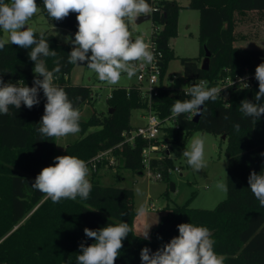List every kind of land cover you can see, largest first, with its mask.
I'll list each match as a JSON object with an SVG mask.
<instances>
[{
  "label": "trees",
  "instance_id": "trees-1",
  "mask_svg": "<svg viewBox=\"0 0 264 264\" xmlns=\"http://www.w3.org/2000/svg\"><path fill=\"white\" fill-rule=\"evenodd\" d=\"M147 2L153 9L151 19L155 26L151 38L161 51V78L175 58L180 60L186 78L205 79L210 85L226 75L242 74L246 69L255 73L256 67L264 63V47L240 48L234 44L244 36L238 32V24L249 19L252 13H264V0H189L187 6L197 9L200 17V53L196 57L177 56L170 45V38L178 32L180 3L177 0ZM37 5L50 21L77 32V13L56 21L48 16L43 0H37ZM35 33L39 39L41 33ZM42 34L50 49L56 50L62 58L63 67L54 83L66 91L73 106L81 111L92 101V88L69 80L74 67L67 62L71 45L60 42L54 34ZM1 36L0 29V39ZM204 47L211 52L208 70L201 67ZM29 51L10 43L0 50V78L5 83L33 86L34 62L28 57ZM47 66L49 70L54 67L53 58L47 59ZM249 80L248 88L232 85L215 101H206L197 122L181 114L175 118V125L165 127L171 141L182 145L196 130L225 135L222 139L227 142L228 191L227 197L213 209L190 207V199L167 207L159 223L152 227L149 240L137 237L131 225L136 215L133 189L104 184L99 173H89L93 189L88 200L77 197L75 201L66 199L53 203L31 187L44 167L54 165L56 138L41 140L37 132L46 103L42 90L38 94L40 103L33 108L22 104L19 110L10 109L9 115H0V264H77L79 245L95 242L85 236L86 227L97 230L120 222H127L132 231L123 241L115 264H141V249L148 247L155 252L169 243L179 235L177 225L181 223L207 227L215 240L214 250L226 257L224 264H264V207L248 184L252 171L260 173L264 169V156L260 155L264 153V116L253 123L239 111L240 102L254 101L259 90L255 75ZM190 98L179 89L161 87L152 103L163 117L171 113L176 100ZM107 101L113 111L95 112L80 121L81 136L66 146L63 155L88 162L101 150L118 144L123 139L122 132L132 128L133 110L148 106L136 85L113 88ZM236 124L240 125L239 131L234 127ZM93 126L98 129L86 133ZM146 144L138 140L134 146L125 145L121 153L117 150L118 168L141 173V149ZM174 165V159L166 157L160 168ZM170 175L165 170L163 179L168 180Z\"/></svg>",
  "mask_w": 264,
  "mask_h": 264
},
{
  "label": "clouds",
  "instance_id": "clouds-1",
  "mask_svg": "<svg viewBox=\"0 0 264 264\" xmlns=\"http://www.w3.org/2000/svg\"><path fill=\"white\" fill-rule=\"evenodd\" d=\"M43 5L48 16L56 21L64 20L72 12L77 13L78 30L74 39L70 36L64 38L66 43L72 45L67 62L76 66H83L86 62V67L97 75L99 81L116 85L123 74L130 80L136 75L138 66L153 63L154 53L143 36L137 35L133 39L137 18L149 16L153 11L147 0H43ZM39 11L37 0H0V29L8 34L7 39H0V50L9 43L30 49L28 57L34 62L31 87L20 82L5 83L0 78V115H9L10 109L19 110L22 104L28 109L33 108L40 103L38 94L42 90L46 103L37 132L41 140H46L78 133L81 113L73 106L66 91L54 83L63 67L62 58L56 50L50 49L42 33L37 39L34 29L28 26ZM48 58H53L54 67L51 70L47 66ZM255 79L259 90L254 101L244 99L239 104V111L253 123L264 116V102H261L264 99V63L256 67ZM207 83L200 79L199 83L188 87L186 94L191 98L176 100L171 108L172 117L185 113L189 114V118L202 116L205 102L215 101L223 90L208 88ZM240 84L243 88L249 87L246 77L240 78ZM234 127L236 131L240 130L239 124ZM260 155L264 156V153ZM182 156L194 171L206 168L205 137L199 132L195 133ZM88 177L86 161L76 156L62 155L54 158V165L41 170L31 187L53 203L66 199L75 201L77 197L88 200L93 189ZM248 184L260 206L264 207V169L260 173L252 171ZM216 187L225 193L228 191L223 180L218 181ZM136 191L140 193L139 188ZM148 214L149 209L145 204L136 210L137 217L142 220L137 237L144 240L150 239L152 226L159 223L158 218L156 223H148L145 219ZM177 228L179 235L155 252L148 247L142 248L141 264H224L226 257L214 250L215 240L207 227L181 223ZM131 231L127 222L108 224L97 230L86 227L85 236L95 242L87 246L83 242L79 245L77 264H115L123 241Z\"/></svg>",
  "mask_w": 264,
  "mask_h": 264
},
{
  "label": "rangeland",
  "instance_id": "rangeland-1",
  "mask_svg": "<svg viewBox=\"0 0 264 264\" xmlns=\"http://www.w3.org/2000/svg\"><path fill=\"white\" fill-rule=\"evenodd\" d=\"M177 1L181 5L178 32L177 35L170 38V45L177 56L196 57L200 53L199 11L186 6L187 0ZM6 2H8V0H6ZM254 16L256 17L253 21H257L259 17L260 22H254L252 25L247 24V27L245 26L246 24L242 25V22L240 23L242 26H245L243 29L251 35V38L245 41H235L234 44L237 47H264V13L255 14L253 17ZM28 26L32 27L35 32L54 34L62 43H66L65 37L70 36L74 39L76 33L71 30L67 31L69 29L66 27L50 21L41 10L29 21ZM154 27L152 19H146L137 23L136 28L133 30V39H135L137 35H142L145 42L151 44V33ZM1 34L2 39H7V33L2 30ZM89 55H91V53H89ZM202 59L203 57L201 61ZM170 76H175L169 85L173 89H183L190 85L183 73V67L178 58L172 59L169 62L165 78ZM69 80L71 83L88 85L92 88V101L83 106L80 111V121L87 120L95 112L107 113L109 110L107 97L113 88L138 84L136 71V75L130 80L127 78L126 74H123L118 84L108 85L105 82L99 81L97 75L86 67V62L83 66L74 65L69 75ZM142 115V109L133 110L131 124L133 126L142 124L145 121ZM96 129L98 128L95 126L90 127L86 133ZM197 132L205 137V158L207 160V167L199 172L194 171L187 164L186 158L182 156L183 150L187 147L192 136ZM80 136L81 131L74 135L56 138L52 162H54L55 157L62 156L66 146L74 142ZM170 145L171 156L174 159L175 165L180 168V171L173 172L168 180H154L146 174L134 173L127 168H117L116 172L112 169L106 171L114 176L110 174L103 175L102 171L98 172L101 174L100 181L104 184H118L122 187L133 189L136 210L141 204H145L149 209V214L145 218L148 223H156L157 218L159 221L167 207L184 204L189 199L190 207L213 209L221 200L227 197V193L216 187V183L221 180L227 184L228 157L225 153L227 142L225 139H222L221 135L196 130L188 137L185 145L176 142H172ZM171 184L174 185V188H171ZM137 188L140 189L139 194L136 191ZM141 223L142 220L135 215L131 225L137 234ZM155 225L156 224L153 226Z\"/></svg>",
  "mask_w": 264,
  "mask_h": 264
},
{
  "label": "built area",
  "instance_id": "built-area-1",
  "mask_svg": "<svg viewBox=\"0 0 264 264\" xmlns=\"http://www.w3.org/2000/svg\"><path fill=\"white\" fill-rule=\"evenodd\" d=\"M155 29V28H153ZM152 39V38H151ZM150 50L154 53L155 59L152 64L143 67L138 66L137 68V79L136 84L143 98L148 102V106L143 110V118L145 121L142 124L133 126L128 130L122 132L123 139L113 147L101 150L95 156H93L88 162L89 173H98L112 169L117 170L119 164V158L116 154L118 150L120 153L124 151L125 145L134 146L138 140L146 141L147 144L141 149L142 157V174H146L148 177L154 180H162L164 178V171L166 170L169 174L180 171V168L176 165L168 167L166 169L160 168L162 161L166 157L171 156V145L172 138L168 137V133L165 127L175 125V118L169 115L161 117L153 106V99L159 94L161 87L171 88L169 85L173 81L175 76L165 78L162 77V71L159 64V57L161 51L158 50L156 42L152 39V43L148 44ZM143 64V63H141ZM255 73H250L248 69L244 73L236 76L226 75L213 82L210 85L207 81V87H218L223 89L221 92L226 93V89L229 86L240 84V78H247V83L250 86V77ZM190 87L192 84L199 83L200 79H189L187 78ZM205 80V79H203ZM187 87V88H188ZM187 88L179 89L185 94ZM173 89V88H171ZM129 90V88H128ZM111 94V93H110ZM109 94V95H110ZM108 95V96H109ZM187 95V94H186ZM189 118V114H184ZM167 145V146H166Z\"/></svg>",
  "mask_w": 264,
  "mask_h": 264
},
{
  "label": "water",
  "instance_id": "water-1",
  "mask_svg": "<svg viewBox=\"0 0 264 264\" xmlns=\"http://www.w3.org/2000/svg\"><path fill=\"white\" fill-rule=\"evenodd\" d=\"M146 19H151V14L149 16H141V17H138L137 18V23L143 21V20H146ZM27 26H25L26 28ZM205 48V55L202 59V62H201V67L204 69V70H208L209 69V66H210V56H211V52L209 51V49L207 47H204ZM203 110V108H202ZM110 113L113 111V108H109L108 110ZM200 119V116H194L193 117V120L195 122H197L198 120ZM223 138H225V135L222 136ZM171 188H174V185L171 184Z\"/></svg>",
  "mask_w": 264,
  "mask_h": 264
},
{
  "label": "crops",
  "instance_id": "crops-1",
  "mask_svg": "<svg viewBox=\"0 0 264 264\" xmlns=\"http://www.w3.org/2000/svg\"><path fill=\"white\" fill-rule=\"evenodd\" d=\"M188 3H189V0H187V3H186V6L188 5ZM256 13H252V14H250L251 15V17L249 18V20L248 19H246V20H243V22L241 23L242 25H244V24H246L245 26L247 27V24H250V25H252L254 22H260V20H259V17H258V19H257V21H253V20H255V17L256 16H254L253 17V15H255ZM238 24V26H240L241 24ZM240 26V27H238L237 26V30H238V32H240V31H242V32H240V34H243L244 36H242V37H240L238 40H242V41H245L246 39H249V38H251V35H249L248 33H247V31L245 30V29H243V27L245 28V26ZM1 31H2V29H1ZM67 31H70V30H67ZM2 35V34H1ZM237 41V40H236ZM189 57V56H188ZM191 57V56H190ZM116 172V171H115ZM102 174L103 175H105V174H107V175H112V176H114L113 174H111V173H107L106 171H103L102 172Z\"/></svg>",
  "mask_w": 264,
  "mask_h": 264
}]
</instances>
